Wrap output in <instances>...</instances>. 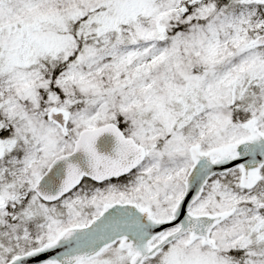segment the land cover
<instances>
[{
    "label": "snow or ice",
    "instance_id": "obj_1",
    "mask_svg": "<svg viewBox=\"0 0 264 264\" xmlns=\"http://www.w3.org/2000/svg\"><path fill=\"white\" fill-rule=\"evenodd\" d=\"M0 264H264V0H0Z\"/></svg>",
    "mask_w": 264,
    "mask_h": 264
}]
</instances>
